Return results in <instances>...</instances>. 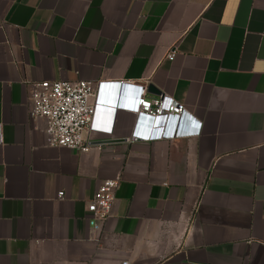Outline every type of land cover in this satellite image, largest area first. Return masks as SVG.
Returning a JSON list of instances; mask_svg holds the SVG:
<instances>
[{
	"label": "crops",
	"instance_id": "1",
	"mask_svg": "<svg viewBox=\"0 0 264 264\" xmlns=\"http://www.w3.org/2000/svg\"><path fill=\"white\" fill-rule=\"evenodd\" d=\"M44 81L139 85L149 101L151 84L200 131L131 141L120 112L89 152L52 148L28 115ZM0 124V264H264V0H0Z\"/></svg>",
	"mask_w": 264,
	"mask_h": 264
},
{
	"label": "built area",
	"instance_id": "2",
	"mask_svg": "<svg viewBox=\"0 0 264 264\" xmlns=\"http://www.w3.org/2000/svg\"><path fill=\"white\" fill-rule=\"evenodd\" d=\"M174 52H169L171 59ZM128 91V102L108 101L106 90L110 84H94L86 81L41 82L34 86L29 98L28 115L30 120L45 121L46 145L52 148H65L80 153L90 150V139L96 135L111 136L114 123L111 112L115 104L123 105V109L134 116V128L130 134L131 141L155 142L173 140L175 138L194 136L199 133V126L194 123V131H183L179 119L184 115V107L172 99L159 97L147 100L145 88L132 84H117ZM140 91L142 96L140 97ZM99 92L101 96H99ZM99 117L94 123L96 112ZM3 143L2 126L0 124V145ZM120 179L104 180L98 184L91 201L86 208V220L90 227L105 223L111 216L115 201L114 192ZM63 199V192L57 194Z\"/></svg>",
	"mask_w": 264,
	"mask_h": 264
},
{
	"label": "water",
	"instance_id": "3",
	"mask_svg": "<svg viewBox=\"0 0 264 264\" xmlns=\"http://www.w3.org/2000/svg\"><path fill=\"white\" fill-rule=\"evenodd\" d=\"M111 90H113V91H111ZM115 90H116V87H111L110 88V91L108 92L109 96L107 97L108 101H112L113 100L114 97L112 95V92H115ZM121 90L122 89H121V85H120L119 89H117V92H116V96H117L118 100H120V95H121V97H123V95L121 94ZM146 91H147L148 94H151L153 96L161 97V93L151 84L148 85Z\"/></svg>",
	"mask_w": 264,
	"mask_h": 264
},
{
	"label": "clouds",
	"instance_id": "4",
	"mask_svg": "<svg viewBox=\"0 0 264 264\" xmlns=\"http://www.w3.org/2000/svg\"><path fill=\"white\" fill-rule=\"evenodd\" d=\"M142 96V91H140V97ZM120 112H126V113H130L126 111L125 109H123V105L122 104H115V106L112 108V112H111V117H112V122L115 123L116 117L118 115V113ZM98 120V111L96 112L95 118H94V123L97 122Z\"/></svg>",
	"mask_w": 264,
	"mask_h": 264
}]
</instances>
